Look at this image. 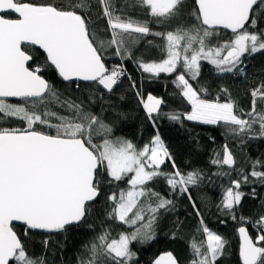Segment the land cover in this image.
<instances>
[{"label":"snow or ice","instance_id":"1","mask_svg":"<svg viewBox=\"0 0 264 264\" xmlns=\"http://www.w3.org/2000/svg\"><path fill=\"white\" fill-rule=\"evenodd\" d=\"M258 53L264 0H0V264H56L57 246L64 264L73 235L74 264H139L133 245L156 240L178 199L197 220L187 238L179 219L170 232L187 243V264H220L233 247L206 212L233 223L237 264H264V156L245 154L264 140V77L251 85L248 109L228 87L213 97L200 83L202 62L247 79ZM129 64L141 81L170 77L185 110L163 112ZM125 80L155 130L147 141L124 131ZM161 118L222 128L210 160L217 170L179 166ZM151 264L181 262L165 251Z\"/></svg>","mask_w":264,"mask_h":264},{"label":"trees","instance_id":"2","mask_svg":"<svg viewBox=\"0 0 264 264\" xmlns=\"http://www.w3.org/2000/svg\"><path fill=\"white\" fill-rule=\"evenodd\" d=\"M152 39V37H148ZM160 41L157 39L156 41ZM143 47V45L141 46ZM157 52L152 50V56L155 58ZM202 73L200 83L209 88L211 96H215L218 89L221 86L228 87L234 97L240 98V103L246 109L250 108L251 96L250 87L253 83L257 82L260 78L264 77V54H256L253 58L248 60L247 75L248 78L243 77L234 78L231 74H217L212 65L207 62H202ZM129 71L133 77L137 80V83H143V91L145 95L152 93L153 95L162 98L165 104L162 105L163 112L177 111L183 112L186 108V102L182 100L178 95H171L175 89L171 84V78L165 74H161L159 79L148 80L143 79L141 81V75L134 67L129 64ZM147 74H145L146 76ZM126 94L122 104V109L128 113L129 119L123 125L124 131L132 137L140 139V132H143V140L147 141L155 130L143 119L144 113L142 106L139 105L138 98L132 91L128 90V81L125 80L123 85L117 89V96L120 94ZM158 129L162 140L168 147L169 151L173 154L176 162L182 168L198 167L203 169L206 173L215 172L217 169L214 165L210 164V160L213 157L214 150H220L221 146L225 142L221 136L223 132L222 128L205 125H194L192 122L185 121L183 126L180 123H175L167 118H161L158 120ZM213 137L215 138L213 140ZM231 145V141H229ZM234 151L238 155V160L243 158L240 153L239 145L234 146ZM245 154L250 155L253 159L264 156V140L250 141L248 147L245 149ZM169 165L165 166V170L169 169ZM156 189L161 193L167 192L164 185V181L160 180L155 185ZM259 190V186H256ZM245 191H249L250 188H245ZM195 195V193H194ZM264 195V192H261ZM246 205H251L253 201L250 198H246ZM205 217L209 224V227L218 230L220 233L226 234L233 247L227 249L223 260L220 264H237L238 249L235 245L238 243L237 238L233 234V223L228 221L227 224H220L215 215L209 216L206 212ZM179 219L182 221L181 234L186 238L191 235L190 230L193 229L197 223L196 218L192 215V209L188 206L187 200H177V207L175 212L166 215V218L162 221L160 230H158L156 240L150 245L134 244L133 249L137 251L139 257V264H151L152 260L165 251H173L177 255L181 264H187L189 258L188 246L185 240H173L170 237V232L173 229V221ZM119 228V226H116ZM56 244H65L62 236L54 237ZM80 243V237L77 235L70 236L65 244L63 250L64 264H74V251ZM36 251L39 254L41 247L39 243L36 245ZM56 264H61L60 247H56Z\"/></svg>","mask_w":264,"mask_h":264}]
</instances>
